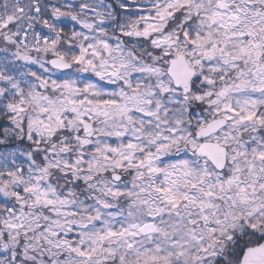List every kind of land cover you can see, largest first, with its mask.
<instances>
[{
  "label": "snow or ice",
  "instance_id": "snow-or-ice-1",
  "mask_svg": "<svg viewBox=\"0 0 264 264\" xmlns=\"http://www.w3.org/2000/svg\"><path fill=\"white\" fill-rule=\"evenodd\" d=\"M0 264H264V0H0Z\"/></svg>",
  "mask_w": 264,
  "mask_h": 264
}]
</instances>
